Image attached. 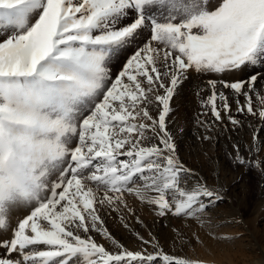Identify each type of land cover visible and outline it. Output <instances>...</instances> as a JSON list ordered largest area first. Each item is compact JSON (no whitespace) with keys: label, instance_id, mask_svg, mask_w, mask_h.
Masks as SVG:
<instances>
[{"label":"snow or ice","instance_id":"obj_1","mask_svg":"<svg viewBox=\"0 0 264 264\" xmlns=\"http://www.w3.org/2000/svg\"><path fill=\"white\" fill-rule=\"evenodd\" d=\"M205 74L201 142L247 129L226 156L264 180V0H0V264H203L151 231L129 248L105 218L143 225L134 196L189 225L174 244L198 242L193 226L216 238L226 189L182 158L173 121Z\"/></svg>","mask_w":264,"mask_h":264},{"label":"rangeland","instance_id":"obj_2","mask_svg":"<svg viewBox=\"0 0 264 264\" xmlns=\"http://www.w3.org/2000/svg\"><path fill=\"white\" fill-rule=\"evenodd\" d=\"M139 43L140 42L137 41L127 46L126 50L121 53L119 59L115 61V67L113 68V71H117L121 68L119 67V62L125 63L126 59L133 54L134 50H136ZM157 46L161 47L162 44H158ZM207 75L208 74H205V77L203 76L204 79H201L203 77L200 76L197 77H200L201 82L206 83L208 79L206 78ZM198 106L199 105H197V107ZM195 110L196 111H194L193 117L196 121L202 119L205 120V118H208L206 116L204 117L203 115L206 110L202 108ZM210 114H208V116L211 119ZM238 118L252 120L250 116H238ZM252 123L256 124L257 126L259 124L258 121H252ZM202 130V135H205V133L208 134L203 128ZM202 135H199L197 141L193 143L191 140H189V142H187L188 140L181 141L178 145L180 155L189 164V166L201 170L202 174H207L210 181H215L218 175L219 183L222 184L226 189L225 201L218 204V207L220 209L226 212L241 211L243 216L248 219L251 217V214H254L253 212L257 209L260 212L259 214L261 216L263 215L260 222L258 223V227L264 232V193L262 194L263 196H257L258 191L264 192V180L261 181L259 175L250 174L244 168H236L235 166L230 165L226 156V152L228 149V140L226 139V137L235 139L236 135H238L241 139V142H245L251 139L250 132L246 129L244 132L234 135L227 129L222 130L220 128H217L212 133V135L217 136L215 143L209 141L201 142V140L199 139ZM198 141L200 142L198 143ZM205 152L207 153V156L205 155ZM210 161L212 163H210ZM127 199L128 203L135 208L136 216H138L140 220H143L144 223L143 225H141L137 222L136 218L132 216H126L125 220H121L117 213H111L105 218V225L117 240H119L129 248L135 249L140 245V241L137 239L136 233H139L140 235H143L145 238H147L149 235V231H151L152 235L160 241L163 247H181L184 249L190 248V243L186 248L183 245H174L173 243V241L175 240V233L173 231V228L179 229L181 231H188L189 225L186 222L181 223L180 221H162L160 218L154 215L153 209L150 206L141 203L136 197L128 196ZM238 199L239 201L243 202L240 208ZM257 205L261 206L258 207ZM125 224H127V227L125 226ZM170 224L171 226H169ZM206 229V227L193 226L191 228V232H195L200 236H204L203 233H207L206 235L209 236V229L208 231ZM214 232L216 233V231ZM95 238L100 243H103L105 247L112 246L110 241L105 240L98 234L95 236ZM262 241L264 243V238Z\"/></svg>","mask_w":264,"mask_h":264},{"label":"bare ground","instance_id":"obj_3","mask_svg":"<svg viewBox=\"0 0 264 264\" xmlns=\"http://www.w3.org/2000/svg\"><path fill=\"white\" fill-rule=\"evenodd\" d=\"M122 64L123 62H119V67H122ZM204 77L201 79H204ZM206 78L215 77L208 74ZM201 79L193 75L183 86L179 99L175 101L176 112L173 121L175 126L183 130L179 143L183 140H188L187 142L191 140L193 143L197 141L199 135L203 134H201L203 127L193 117L194 111H196L195 109L198 110L202 108L208 111V109L202 106V101L210 92L207 89V84L201 82ZM197 105L199 106L197 107ZM254 105L259 107L258 98L254 99ZM206 117L210 119L209 116ZM199 142L200 141H198V143ZM263 193L264 192L258 191L257 196L260 197ZM242 204L243 202L239 201V208ZM253 213L254 214H251V217L248 219L243 216L241 211L226 212L217 207L215 215L217 221L220 222L222 226L214 229V231H216V238L210 235L207 236V233H203L204 236L198 234V242L190 243L189 249L181 247L170 248L167 246L164 248L170 252H179L193 259L200 260L203 264H264V243L262 241L264 232L258 227V223L263 215L261 216L257 209ZM19 215H22V213ZM206 230L208 231V228ZM222 236H231L235 238L222 239L220 238ZM148 250L152 251L151 248Z\"/></svg>","mask_w":264,"mask_h":264}]
</instances>
